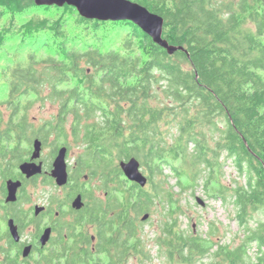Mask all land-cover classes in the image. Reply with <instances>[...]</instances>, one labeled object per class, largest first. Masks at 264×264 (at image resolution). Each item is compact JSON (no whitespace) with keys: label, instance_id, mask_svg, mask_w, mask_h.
I'll return each mask as SVG.
<instances>
[{"label":"trees","instance_id":"16d2710c","mask_svg":"<svg viewBox=\"0 0 264 264\" xmlns=\"http://www.w3.org/2000/svg\"><path fill=\"white\" fill-rule=\"evenodd\" d=\"M133 1L161 15L162 37L186 51L168 54L130 21L86 19L67 4L0 0V53L11 58L0 65V181L25 159L34 138L43 144L51 138L54 150L80 146L72 176L100 180L98 198L83 182L84 202L93 205L71 226L63 249L37 264L147 258L141 230L156 203L168 208L157 243L190 264L213 246L178 229L179 191L197 187L228 203L244 227L245 238L234 248L216 245L220 262L264 264V219L250 221L255 211L264 214V0ZM112 25L125 28L118 42L105 34ZM13 38L18 46L11 51ZM21 46L28 47L20 53ZM35 103L56 112L35 125L28 114ZM131 157L147 177L143 187L117 163ZM228 160L235 171L230 177ZM82 222L96 225L93 253L77 243ZM7 257L1 253L0 264Z\"/></svg>","mask_w":264,"mask_h":264},{"label":"rangeland","instance_id":"374dc122","mask_svg":"<svg viewBox=\"0 0 264 264\" xmlns=\"http://www.w3.org/2000/svg\"><path fill=\"white\" fill-rule=\"evenodd\" d=\"M73 7V6H72ZM34 8L32 10H27L23 14H21V22L25 21L32 12H34ZM74 10L78 13L77 9ZM38 11V10H37ZM56 10L50 9L49 12L45 11V14H53ZM58 15V14H57ZM80 15V14H79ZM81 16V15H80ZM56 17V16H54ZM70 24L68 26L69 31L74 29V22L69 21ZM106 35H109L108 42H118L122 35H124L125 28L123 26H108L104 27ZM102 33V34H103ZM104 35V34H103ZM8 44L9 50L14 51V49L18 46V41L13 38ZM28 46H21L18 50L20 53L22 49H26ZM12 53V52H11ZM10 54V53H9ZM21 56V55H20ZM11 62L10 57H3V54L0 53V65ZM2 90H4L2 88ZM0 98H3L4 92L0 91ZM56 112V107L52 106L49 103L40 104L35 103L29 111V115L31 119H34V124L38 125L43 120L51 119L52 116ZM51 138H49L47 143L42 144L41 149V158L49 159L50 151H52L53 147L51 144ZM32 148V147H31ZM81 153V147L77 145H72L69 150V154L67 156L68 164L75 162L76 157ZM228 164L225 165V170L228 176L235 174L232 165L229 163L230 160L227 161ZM119 163V162H117ZM168 169H164V173H167ZM228 179V177H227ZM170 183L174 185L175 178L173 176L170 177ZM100 185L99 177H94L90 180L89 184L86 185L88 188H92L97 195L100 194V190L97 188ZM58 186L54 182H46L43 178H39L36 180L34 184H29L25 188V195H22L23 198L20 199L16 209H28L31 205L39 204L44 205L46 202L50 200V198L60 197L64 195L65 190H58ZM177 186H174V191H177ZM178 198L181 205L180 215L178 216V229L184 231L185 235H193L200 236L202 238L209 239V242H205V245L210 246L213 245L210 249V253L204 255H195L193 257L192 263L190 264H228L225 262H220V256L214 254L216 249V245H229L230 248H234L237 246L242 239H244V227L240 225L237 221H235L231 206L228 203H223L221 200L216 198L207 197V195L200 188H189L183 189L179 191ZM197 198L202 200L203 204L201 205ZM29 199V201H27ZM152 215L149 220L145 221L142 224L141 234L144 236V252L148 254V257L141 256H132L129 258L126 264H189L185 262V259L181 257L178 253L170 254L167 247L165 245L157 243L158 237L160 238L162 234V228L160 223L164 221L166 218V210L167 207H163L162 204H155L152 206ZM253 220L251 219L252 225L255 224L256 220L264 219V214L261 211H255L253 213ZM141 219V218H140ZM142 220V219H141ZM144 221V220H143ZM213 224L217 230H215V234L211 233L209 230V226ZM86 229L85 227H83ZM5 229V223L0 222V235L5 233L3 231ZM30 228H26L28 231ZM27 231H24V233ZM94 231L88 230V233H92ZM1 241H4L1 239ZM213 243V244H212ZM2 244V242H0ZM255 244H253L250 248V254H253L256 250ZM106 260L107 258L104 256L102 258Z\"/></svg>","mask_w":264,"mask_h":264},{"label":"flooded vegetation","instance_id":"af4514ba","mask_svg":"<svg viewBox=\"0 0 264 264\" xmlns=\"http://www.w3.org/2000/svg\"><path fill=\"white\" fill-rule=\"evenodd\" d=\"M58 148L56 150L53 149L50 151L48 160L42 159L41 153L40 157L35 160L36 162H42L41 165L43 172L41 174L26 178V176L19 170L18 165L21 162L31 161V149L25 159L16 165L11 174H9L7 178L1 179L0 181V222L5 223V229L3 231H5V234L7 235V239H4V241L0 240V242H2V244H0V255L3 252L6 253V257L8 256L6 259L8 263L6 264H37L38 260L42 256L52 254L54 251H61L63 246L67 243L66 240L69 238V229L71 226L77 222L81 214L87 213L89 208L93 205L92 203V205L85 204V200L81 192L83 182H85L87 185L90 181H88L87 176H72L77 163L75 160V162L68 164L67 156L69 154V148L66 147L67 150H65V159L67 162L68 182L63 186L58 187L60 190H65L63 197H55V199L50 198V200L44 205L34 204L26 210L16 209L18 202L21 198H23L22 195H25L24 190L27 185L34 184L39 178H43L46 182L55 183L54 178L50 175V171L52 169L53 160L57 155ZM8 179L21 181V185L16 191L17 200L15 202L7 203L5 201V197L7 195L6 181ZM56 186L58 185L56 184ZM78 195H81L83 202V205L80 209L74 208L72 206V201ZM94 195L98 198V195L95 193V191ZM27 201H29V199H27ZM36 206L42 207L38 214H35ZM8 218H12L14 220V224L17 226L16 230H18L20 235L19 241L13 240L10 232L8 231ZM95 226L96 225L94 224L86 222H82L80 225L76 226V233H80L81 235V240H78L77 242L79 247L85 249L86 251L89 250L91 253L95 252L96 250L97 232ZM26 228L30 229L27 231L25 230ZM46 229H49V236L48 240H46L43 244L40 241ZM88 230H92L94 232L89 234ZM24 231H27V233H24ZM28 245L30 246L29 253L26 256H22L23 248ZM98 259L99 257L97 256L81 257V260L91 263L97 261Z\"/></svg>","mask_w":264,"mask_h":264},{"label":"water","instance_id":"95a60500","mask_svg":"<svg viewBox=\"0 0 264 264\" xmlns=\"http://www.w3.org/2000/svg\"><path fill=\"white\" fill-rule=\"evenodd\" d=\"M38 6H63L64 4L70 5L77 9L78 13L86 19H96L98 21H130L137 25L142 32H145L155 44L160 45L166 49L168 54H173L177 50L186 51L182 45L168 44V41L162 37L164 18L161 15L150 11L147 7L133 0H33ZM42 149V141L38 138H34L32 143L31 161H23L19 166V170L26 178L39 175L43 172L42 162H36L40 157V151ZM66 146L60 147L57 151V155L53 160L52 169L50 171L51 177L54 178L55 183L59 186H63L68 182V171L66 156ZM122 174L125 177L143 187L147 183V177L143 174L140 168V163L136 158L131 157L128 160L118 161ZM21 185V181L8 179L6 181L7 195L5 201L15 202L17 200V190ZM197 201L202 205L203 202L199 198ZM83 205L81 195H78L73 201L72 206L80 209ZM42 209L40 206L35 207V214H38ZM149 217L148 213L142 215L141 219L146 220ZM8 231L10 232L13 240L19 241L20 235L18 233L17 226L14 224L12 218H8L7 221ZM49 229H46L41 237L43 244L48 240ZM30 246L23 248L22 256H26L29 253Z\"/></svg>","mask_w":264,"mask_h":264}]
</instances>
